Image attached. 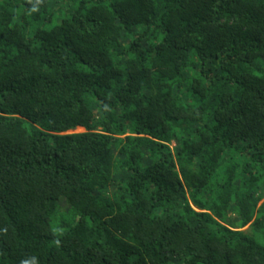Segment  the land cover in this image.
Returning a JSON list of instances; mask_svg holds the SVG:
<instances>
[{
    "label": "trees",
    "instance_id": "trees-1",
    "mask_svg": "<svg viewBox=\"0 0 264 264\" xmlns=\"http://www.w3.org/2000/svg\"><path fill=\"white\" fill-rule=\"evenodd\" d=\"M261 169L264 0H0V264H264Z\"/></svg>",
    "mask_w": 264,
    "mask_h": 264
},
{
    "label": "rangeland",
    "instance_id": "rangeland-1",
    "mask_svg": "<svg viewBox=\"0 0 264 264\" xmlns=\"http://www.w3.org/2000/svg\"><path fill=\"white\" fill-rule=\"evenodd\" d=\"M33 21V20H32ZM34 26L36 27L37 25L34 23ZM46 27H49V25H47ZM85 131V129H83V128H79V129H77L76 131H71L70 133H73V132H84ZM234 153H232L231 155H235V156H237V157H240L241 156V154L239 153V152H235V151H233ZM227 172V170H226V167H221V170L219 171V176L220 177H224V173H226ZM260 172H262V173H264V170H258V171H256V173H255V175H258V174H260ZM247 176H248V178L249 179H252V175L251 174H247ZM243 179V178H242ZM259 183H261V182H258V183H256V182H245L244 184H243V186H242V188L245 190H247L249 187H251V186H253V185H255L256 186V191H259V186H260V184ZM259 185V186H258ZM67 210V209H66ZM65 210V211H66ZM62 213H63V209H62V212L60 211V209H59V215H62ZM66 218H67V220L69 221L70 220V217H68V216H66V215H64ZM247 229V228H246ZM259 239L260 240H262V242L264 243V233H262V234H260L259 235Z\"/></svg>",
    "mask_w": 264,
    "mask_h": 264
}]
</instances>
